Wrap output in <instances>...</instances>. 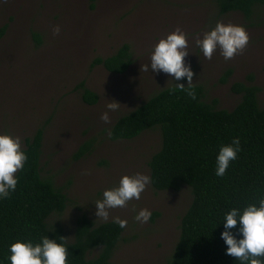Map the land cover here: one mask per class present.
Masks as SVG:
<instances>
[{
    "label": "rangeland",
    "instance_id": "obj_1",
    "mask_svg": "<svg viewBox=\"0 0 264 264\" xmlns=\"http://www.w3.org/2000/svg\"><path fill=\"white\" fill-rule=\"evenodd\" d=\"M217 21L242 25L248 35L243 51L229 60L218 51L205 59L194 44ZM3 26L0 133L19 137L23 149L25 140L43 128L41 176L68 200L61 214L46 220L48 227L60 226L71 243L81 216L95 224L120 217L127 224L109 264H166L192 200L190 189L182 185L176 192L155 191L149 184L139 200L109 209L108 220L96 219L93 204L103 190L115 186L122 175L149 176L147 163L161 146L159 128L118 141L110 140L108 131L153 94L185 83L184 78L172 82L167 74L142 67L149 64L157 39L176 28L187 34L185 62L193 72L192 85L204 88L206 102L216 99L219 109L232 110L241 98L231 92L232 84H248L251 75L264 109V14L251 22L239 13L219 15L215 0H0V29ZM124 44L132 58L124 74L108 73L101 65L91 67L94 59L109 57ZM228 69L231 75L221 84ZM81 82L97 96L94 105L82 101L77 89ZM109 101L120 105L110 111ZM104 112L108 123L100 119ZM87 142L90 152L74 159ZM133 208L148 209L149 221H134ZM98 251H91L87 259Z\"/></svg>",
    "mask_w": 264,
    "mask_h": 264
},
{
    "label": "trees",
    "instance_id": "obj_2",
    "mask_svg": "<svg viewBox=\"0 0 264 264\" xmlns=\"http://www.w3.org/2000/svg\"><path fill=\"white\" fill-rule=\"evenodd\" d=\"M219 15L239 13L251 22L264 14V0H215ZM5 26L0 29V35ZM39 42V37L33 35ZM132 58L127 44L106 58H96L91 67L101 65L108 73L122 75ZM231 70L219 82L224 84ZM233 83L231 92L240 95L232 110L219 109L216 99L205 101L204 88L191 85L195 99L174 86L158 91L146 102L119 117L110 128L112 141L132 140L145 131L159 128L160 149L147 165L151 187L155 191H178L182 185L190 189L191 203L179 225L178 241L166 264H240L225 254L220 239L224 213L255 203L264 195V109L259 107L260 89L253 85ZM81 99L94 105L98 98L81 82ZM108 131V132H109ZM238 137L241 150L229 163L223 176H216L215 157L219 146ZM43 128L25 140L27 160L15 173L17 185L6 199L0 200V264H9L8 245L16 240L38 242L43 235L49 239L64 238L60 226L48 227L46 220L63 212L68 202L62 190L50 179L41 176ZM91 143H84L74 159L89 153ZM123 228L112 221L95 224L81 216L75 226L74 240L62 242L69 253L66 264H109L121 241ZM99 249L96 256L87 255ZM264 259V258H262Z\"/></svg>",
    "mask_w": 264,
    "mask_h": 264
},
{
    "label": "clouds",
    "instance_id": "obj_3",
    "mask_svg": "<svg viewBox=\"0 0 264 264\" xmlns=\"http://www.w3.org/2000/svg\"><path fill=\"white\" fill-rule=\"evenodd\" d=\"M59 32V27L53 28V34ZM188 37L180 28L167 33L157 42L149 54V64L143 65V70L153 73L161 72L171 77V80L185 83H176L175 89L185 91L188 96L195 99L191 90L193 72L190 65L185 62ZM248 42V35L242 25L225 24L217 21L215 25L194 39V44L205 59H211L216 51L229 60L243 51ZM168 80V81H169ZM115 101H109L106 108L110 111L119 106ZM100 119L108 123V113L101 114ZM110 136V131L108 132ZM241 150L238 137L230 143L219 146L215 157L214 174L223 176L229 163L236 159ZM27 160L25 151L21 148L19 137L0 133V200L6 199L15 191L17 177L15 173L24 167ZM151 183V177L140 172L131 175H122L118 183L103 190L99 199L95 200L94 207L96 219L108 220L109 209L123 208L130 200H139L140 194ZM133 220L141 224L149 221L151 212L141 208H133ZM112 222L124 228L127 221L120 217H113ZM223 226L220 239L225 247V254L240 261V264H264V195L255 203L246 204L240 208L233 207L222 217L219 223ZM65 238L49 239L43 235L38 242L31 240H16L8 245L7 260L9 264H66L69 255L67 247L62 242Z\"/></svg>",
    "mask_w": 264,
    "mask_h": 264
}]
</instances>
